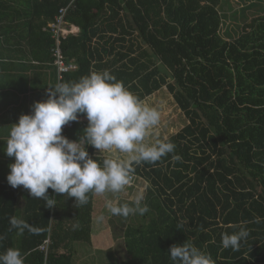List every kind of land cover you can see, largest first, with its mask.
I'll use <instances>...</instances> for the list:
<instances>
[{
    "label": "trees",
    "instance_id": "trees-1",
    "mask_svg": "<svg viewBox=\"0 0 264 264\" xmlns=\"http://www.w3.org/2000/svg\"><path fill=\"white\" fill-rule=\"evenodd\" d=\"M224 3L231 5L229 0H0V37L10 43L24 36L34 57L41 54L48 62L53 40L42 28L66 8L64 20L80 32L61 42L65 60L76 69L60 82L108 70L141 101L165 86L187 120L168 137L174 153L135 166L133 175L147 183L142 204L149 211L116 216L124 253L105 264H173L169 248L184 242L210 253L216 264H264V5L255 1L257 15L246 20L240 14L239 20L245 18L240 31L223 36ZM235 12L230 20L237 22ZM80 118L62 134L78 139L87 126L86 117ZM86 149L100 163L106 158L95 156L90 145ZM47 194L56 207L45 208L38 198L32 202L39 207L32 219L38 231H28L19 244L2 240L0 253L14 247L26 255V264H72L76 248L70 252L66 245L90 244L94 193L83 206L52 189ZM2 199L0 208L8 206L13 217L15 199L1 194ZM55 216L64 225H51ZM256 217L260 223L252 222ZM244 222L250 235L239 251L223 248L222 234ZM48 235L45 255L39 246Z\"/></svg>",
    "mask_w": 264,
    "mask_h": 264
},
{
    "label": "clouds",
    "instance_id": "clouds-1",
    "mask_svg": "<svg viewBox=\"0 0 264 264\" xmlns=\"http://www.w3.org/2000/svg\"><path fill=\"white\" fill-rule=\"evenodd\" d=\"M81 114L87 126L78 139L69 140L62 128L78 122ZM159 122V112L108 70L93 71L79 81L57 83L48 87L46 100L34 102L30 114L20 115L12 124L4 150L7 157L14 158L8 165L7 183L13 189L23 186L49 209L56 207V199L47 194L48 189L74 198L78 206L88 203L89 193H119L129 185L135 166L155 163L174 153L176 146L168 137L149 140ZM86 145L113 154L100 163L89 155ZM172 159L179 161L181 157L173 155ZM143 199L142 194L137 195L131 205L106 200L105 207L114 216L143 215L149 211ZM252 222L260 223L261 218ZM247 223L222 234L223 248L239 251L250 235ZM9 224L18 235L26 229L38 231L15 216ZM168 253L173 264H216L210 253L191 242L173 244ZM0 264H26V255L9 247L0 253Z\"/></svg>",
    "mask_w": 264,
    "mask_h": 264
},
{
    "label": "crops",
    "instance_id": "crops-1",
    "mask_svg": "<svg viewBox=\"0 0 264 264\" xmlns=\"http://www.w3.org/2000/svg\"><path fill=\"white\" fill-rule=\"evenodd\" d=\"M45 27L42 28L43 32ZM24 36H19L14 42H5L6 40L0 37V204L4 202L1 200V194L6 195L7 198H14L13 201V211L14 216L21 218L33 226L35 219L33 218V213L39 211V207L33 205L37 198L31 197L28 190L24 189L23 186H18L13 189L6 180V176L9 172L8 165L14 162V158L7 157L4 153L6 148V140L9 136L12 124L18 121V118L22 114H30L32 105L34 102L43 101L47 99L48 87H54L57 84V76L54 66L51 62L44 61L41 59V54L37 56L36 59L31 52L30 46H27ZM36 56V55H35ZM43 58V56H42ZM82 119V118H81ZM69 140H74L68 138ZM95 149L94 155L99 157H108L113 153L101 152ZM123 155V154H121ZM140 179L135 176L134 184L136 180ZM142 180V179H141ZM95 193L92 197V211H91V231L100 233L96 231V223H101L100 221L94 220L95 212L102 211L101 208H94V199L96 198ZM106 200L107 193L100 195ZM31 198V200H30ZM9 202V200H7ZM103 206V205H102ZM107 211L103 212L104 214ZM9 208L7 206L6 210L0 208V232L2 231L3 239L1 241H6L12 238L14 243L19 244L28 238L26 229L23 235H18L17 231L12 234L9 224ZM3 216V220L1 219ZM28 218H30L28 220ZM104 219V217L102 218ZM110 219V217H109ZM109 221V220H108ZM37 222V220H36ZM64 219L59 216L55 218L51 217V225H64ZM49 238V235L47 236ZM50 239V238H49ZM75 244V242L73 243ZM91 244V239H90ZM69 247H67L68 249ZM96 251L98 250L95 248ZM101 249V247L99 248ZM74 256L72 257V264Z\"/></svg>",
    "mask_w": 264,
    "mask_h": 264
},
{
    "label": "rangeland",
    "instance_id": "rangeland-1",
    "mask_svg": "<svg viewBox=\"0 0 264 264\" xmlns=\"http://www.w3.org/2000/svg\"><path fill=\"white\" fill-rule=\"evenodd\" d=\"M229 1L231 2V5L224 3L221 10L224 12V23L221 30V34L223 36H225V34H237L238 31H240L241 24H243L245 18L246 20H249L254 15H257L256 13H258L259 7L256 8V5L253 6L255 1L262 2L264 5L263 0ZM249 6H251V8H248ZM234 11L236 12L233 14V18L236 17L235 19L238 20L237 22L230 20L232 18L231 12ZM240 14L244 15L245 18L239 20ZM6 28L7 27H4L2 30L6 31ZM18 29L21 30L22 28L20 27ZM142 102L152 108H155L160 114V122L156 128L153 129V134L149 137L150 142H155L158 138L163 139L164 137H170L176 134L187 124L184 114L177 107L172 95L168 93L165 86H162L152 95L146 97ZM98 154L100 153L98 152ZM146 186L147 183L145 181L137 179L135 184L133 182L119 193H107L106 200H112L113 202H119L120 200L133 202L137 195L142 194L144 196ZM106 200L100 197V195L96 196L94 199V208H101L102 211H97V213L95 212L94 220H101V223L95 222V224H98L96 225V227H98L96 231L100 233L93 232L92 230V233L90 234L91 244L75 242L73 245V241H71L70 244L66 245V247H69V251L71 250L70 252H73L74 246L76 248V252L74 250L75 253L72 255L74 256L73 264H105L111 261L117 262L122 259L123 256H120V254L124 253L123 248L121 247L123 240L122 238H117L121 225H118L117 217L111 215L106 209ZM104 211L108 212L104 214L105 216H103ZM103 217L104 219H102ZM111 221L113 223L110 225ZM100 247L101 249H99ZM95 248L98 250L96 251Z\"/></svg>",
    "mask_w": 264,
    "mask_h": 264
},
{
    "label": "built area",
    "instance_id": "built-area-1",
    "mask_svg": "<svg viewBox=\"0 0 264 264\" xmlns=\"http://www.w3.org/2000/svg\"><path fill=\"white\" fill-rule=\"evenodd\" d=\"M73 1V0H72ZM66 13V8H60L58 11V15L55 17L54 21L48 23L47 26L43 29L44 31L48 32L53 40V47L51 48V56L53 58L52 65L55 68L56 76H57V83H60L62 79V75L74 71L76 69L75 64L71 62H67L61 52L60 45L62 40H64L69 35H78L80 30L78 27L67 23L64 20V15ZM82 121L80 118L78 122ZM74 122H69L67 125L63 126L62 132L66 129H69L73 126ZM134 182V176L130 180L129 185ZM128 186V185H127ZM50 244L49 238L47 237L43 244L39 246V250L46 255L48 246Z\"/></svg>",
    "mask_w": 264,
    "mask_h": 264
}]
</instances>
